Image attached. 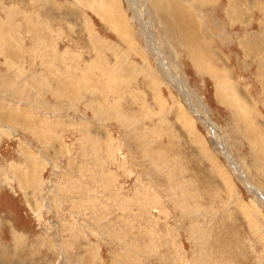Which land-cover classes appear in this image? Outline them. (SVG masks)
Instances as JSON below:
<instances>
[{
  "label": "rangeland",
  "instance_id": "rangeland-1",
  "mask_svg": "<svg viewBox=\"0 0 264 264\" xmlns=\"http://www.w3.org/2000/svg\"><path fill=\"white\" fill-rule=\"evenodd\" d=\"M0 264H264V0H0Z\"/></svg>",
  "mask_w": 264,
  "mask_h": 264
},
{
  "label": "bare ground",
  "instance_id": "bare-ground-1",
  "mask_svg": "<svg viewBox=\"0 0 264 264\" xmlns=\"http://www.w3.org/2000/svg\"><path fill=\"white\" fill-rule=\"evenodd\" d=\"M182 12V11H181ZM181 16V15H180ZM179 16V17H180ZM186 18V17H185ZM183 19V18H182ZM184 21V20H183ZM196 42V41H195ZM154 45V44H153ZM188 46V45H187ZM154 50V49H153ZM157 51V50H156ZM156 55L157 56H159L160 57V54H157L156 53ZM160 60V59H159ZM162 61V60H161ZM164 68H165V70H166V72H168V74H169V71H168V68L166 67V65L164 64ZM169 78H170V81L172 82V83H174L175 85H176V87L178 88V89H180L183 93L185 92V91H187L185 88H184V86H183V84L181 83V82H179V81H174V80H172V77L170 76V74H169V76H168ZM185 95V97H186V99L187 100H189V95L186 93V94H184ZM191 101H189V103H190ZM192 105V104H191ZM191 109H192V106H189ZM194 107V106H193ZM194 111H196L195 109H194ZM201 116V115H200ZM201 118L203 119V120H205L202 116H201ZM204 123L206 124V125H208V121H204ZM221 148H222V146H221ZM229 163H230V161H229ZM231 165V164H230ZM232 166V165H231ZM237 168V167H236Z\"/></svg>",
  "mask_w": 264,
  "mask_h": 264
}]
</instances>
